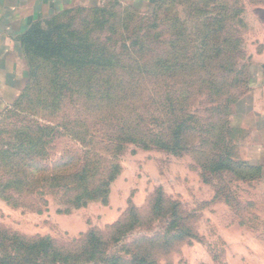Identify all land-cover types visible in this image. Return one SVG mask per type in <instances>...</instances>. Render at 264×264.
I'll return each mask as SVG.
<instances>
[{
    "label": "trees",
    "instance_id": "16d2710c",
    "mask_svg": "<svg viewBox=\"0 0 264 264\" xmlns=\"http://www.w3.org/2000/svg\"><path fill=\"white\" fill-rule=\"evenodd\" d=\"M169 1L157 0L151 4L152 15L142 16L130 9L133 18H129L109 12L107 0L95 7L65 9L29 25L19 38L29 79L12 105L18 108L28 105L56 117L66 100L74 107L82 101L86 113L95 117L103 115L99 123L103 128L79 130L78 117L69 120V126L62 124L65 133L84 146V158L73 172L43 177L37 175L36 157L45 154V146L50 142L46 137L52 140L57 133L61 135L60 131L48 125L16 130L15 144L1 147L0 155L10 164L17 157L28 160L30 163L25 165L28 174L11 176L0 184L2 190L34 188L45 182L50 188L58 187L66 203L74 209L93 201L104 202L120 174L121 157L127 149H158L174 154L185 149L183 139L195 131L189 123L196 121L194 115L185 114L186 107L177 109V106L187 104L194 95L211 97L207 111L212 117L208 126L197 134L203 138H198L200 146L194 149L198 152L208 147L211 154L208 171L211 174L226 171L240 179L260 177V166L233 162L229 153L222 154L220 150L230 128L227 108L242 95L224 101L236 81L229 84L213 80L214 71L224 70V64L233 55L229 49L237 44L230 31L231 20L219 12L215 16H206L213 13L198 16L193 12L194 6L186 14L183 5L160 14ZM212 61L217 64L211 65ZM207 67L205 79L199 76L190 85L180 80L177 84L181 87L176 92L170 91V80ZM226 73L229 74L228 70ZM241 74V70L236 72L238 77ZM145 79H152L147 81H153L156 88L150 89ZM224 86L227 93L223 98ZM159 92L162 93L159 99L168 98L164 101L166 106L162 105L164 120L153 112ZM154 119L160 120V134L149 129ZM12 168L15 171L18 165ZM155 217L170 220L155 238L135 240L133 248L125 247L122 251L124 246L118 245L127 233L141 227L143 220ZM146 219L131 206L111 226L107 238L91 230L73 249L57 246L48 236L26 237L0 229V264H155L151 250L163 251L175 238L193 237L192 232L177 226V212L171 211L160 189L154 194Z\"/></svg>",
    "mask_w": 264,
    "mask_h": 264
},
{
    "label": "rangeland",
    "instance_id": "374dc122",
    "mask_svg": "<svg viewBox=\"0 0 264 264\" xmlns=\"http://www.w3.org/2000/svg\"><path fill=\"white\" fill-rule=\"evenodd\" d=\"M156 1L146 6H132L108 0L106 5L109 12L118 17L133 18L130 9L142 16L152 15L149 6ZM178 5H183L186 14L194 6L193 12L198 16L204 17L207 13L213 14L206 16H215L219 12L231 20L230 31L237 44L229 49L233 55L228 58L227 65L223 63L224 70L214 71L213 80L229 84L236 81L226 98L227 87H223L224 101L242 95L227 108L230 128L220 150L222 154L229 153L233 162L260 166V177L240 179L226 171L217 174L208 171L211 157L208 147L198 152L194 149L200 146L198 138H203L197 134L208 126L212 117L207 111L211 97L194 95L188 105L177 106V109L186 107L185 114L194 115L196 121L189 123L195 131L183 139L186 142L183 151L174 154L158 149H127L121 157V171L110 186L107 200L89 202L77 209L66 203L58 187L50 188L45 182L18 190L14 187L2 190L0 186V229L26 237L48 236L57 246L73 249L91 230L107 238L111 226L122 219L131 206L146 219L154 194L160 189L171 211L177 212V226L192 232L193 237L175 238L163 251L151 250L155 264H264V157L261 155L264 142L258 135L264 130V0H171L159 13L174 10ZM23 63L27 80L22 81V87L29 79L24 57ZM214 64L217 61H212L211 65ZM209 67L170 80V91L176 92L181 87L177 84L180 80L190 85L199 76L205 79ZM239 70L242 74L238 77L236 72ZM147 80L152 79L144 81L150 89L156 88L153 81ZM159 97H162L160 92L152 108L154 116L164 120L162 105L168 98ZM15 98L0 111V148L15 144L13 132L18 129L56 126L61 135L57 133L52 140L46 137L45 140L50 142L45 146V154L36 157L34 164L37 175L43 177L77 170L85 148L60 126L68 125L69 120L78 117L79 130L98 131L103 128L99 124L103 115L95 117L86 113L82 101L74 107L66 100L65 107L54 117L28 105L15 107L12 105ZM173 100H177L176 96ZM161 128L160 120L150 122L149 129L154 134H160ZM28 163L17 157L10 164L0 155V184L11 176L27 175L25 165ZM12 165H18V168L14 171ZM169 220L156 217L143 220V225L127 233L118 246L123 245L124 251L125 247L133 248L135 240L155 238Z\"/></svg>",
    "mask_w": 264,
    "mask_h": 264
},
{
    "label": "crops",
    "instance_id": "0c3cea01",
    "mask_svg": "<svg viewBox=\"0 0 264 264\" xmlns=\"http://www.w3.org/2000/svg\"><path fill=\"white\" fill-rule=\"evenodd\" d=\"M106 1L0 0V111L20 93L22 81L27 80L19 38L29 25L50 18L65 9L75 6L95 7ZM117 1L126 5L146 6L154 0ZM258 133L264 142V130ZM261 155L264 157V150Z\"/></svg>",
    "mask_w": 264,
    "mask_h": 264
}]
</instances>
